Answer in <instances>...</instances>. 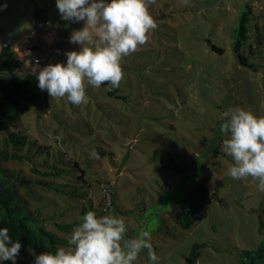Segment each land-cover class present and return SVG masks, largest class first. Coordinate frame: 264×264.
<instances>
[{"label": "rangeland", "instance_id": "obj_1", "mask_svg": "<svg viewBox=\"0 0 264 264\" xmlns=\"http://www.w3.org/2000/svg\"><path fill=\"white\" fill-rule=\"evenodd\" d=\"M7 4L0 10V49L9 43L27 60L26 48L36 46L49 54L41 66L65 62L66 51L79 49L68 38L83 22L61 19L55 0ZM247 6L254 15L252 31L258 24L264 34V0H156L148 7L157 27L144 45L122 58L118 89L85 82L87 101L80 105L67 97L51 98L45 90L46 102L17 125L36 144L19 152L24 159L6 165L25 178L42 180H50L41 172L50 171L54 161L72 169L53 181L64 191L71 189L69 183L77 184L84 198L30 184L36 191L30 203L46 227L69 239L87 211L115 214L124 218L128 238L150 233L160 264L193 259L194 264H237L241 250L255 247L264 237V192L251 177L228 175L233 161L220 147L229 107L264 116V48L250 58L257 70L240 65L232 49L231 34ZM41 10H47V25L37 31ZM31 67L26 63L24 71ZM92 150L98 157L90 155ZM200 184L215 196L206 200L202 217L184 229L172 217V207ZM75 221L68 231L56 227V222ZM45 251L21 247L16 264H34L33 253ZM135 264H148L146 250Z\"/></svg>", "mask_w": 264, "mask_h": 264}, {"label": "clouds", "instance_id": "obj_2", "mask_svg": "<svg viewBox=\"0 0 264 264\" xmlns=\"http://www.w3.org/2000/svg\"><path fill=\"white\" fill-rule=\"evenodd\" d=\"M65 21L83 22L73 29L69 43L78 50L64 53L65 62L41 66L37 59L31 67L37 86L51 98L67 97L74 105L87 101L86 86L118 89L124 72L122 58L135 52L157 27L148 5L156 0H55ZM8 7L7 0L0 10ZM221 151L233 163L227 169L236 180L251 177L264 192V116H257L241 106L223 113ZM92 157H98L95 150ZM123 217L98 216L87 211L73 228L68 246H59L34 254V264H135L141 250H146L148 264H160L148 231L128 238ZM22 245L12 239L8 227H0V264H16Z\"/></svg>", "mask_w": 264, "mask_h": 264}, {"label": "trees", "instance_id": "obj_3", "mask_svg": "<svg viewBox=\"0 0 264 264\" xmlns=\"http://www.w3.org/2000/svg\"><path fill=\"white\" fill-rule=\"evenodd\" d=\"M252 17L254 15L250 6L241 10L238 23L231 34L232 49L240 65L257 70L258 66L252 63L250 58L262 53L264 34L256 23L257 32L252 31ZM212 48L220 53L224 51L216 45H212ZM26 63V59L20 58L12 45L3 43L0 49V227H8L9 235L14 240L18 239L22 247L49 251L55 250L60 244H68V239L60 237L57 232L46 227V221L40 217L39 209L30 203V199L36 197V191L30 184L63 192L73 198H84L85 193L79 192L80 186L75 183H69L72 187L66 191L59 183H54V177H61L72 170L58 166L56 161L51 165L48 162L43 163L49 164L51 169L42 171L41 174L50 177V180L25 178L6 165L8 162L24 159L26 155L19 152L26 146L36 144L30 140L29 134L24 133L17 125L26 112L47 100L46 92L38 88L36 77L31 70L24 71ZM8 124L13 127L5 129ZM72 167L80 166L74 163ZM81 170L84 171L82 168ZM85 182L88 184V181ZM211 196L215 194L210 192L205 184L197 186L195 191L173 205L171 214L175 222L184 229L192 227L202 217L205 202ZM108 200L109 204H113L115 195H108ZM87 208L86 205L83 206V213ZM76 223L56 222V227L61 231H68ZM194 262L193 259L186 264ZM237 264H264V237L253 249L241 250Z\"/></svg>", "mask_w": 264, "mask_h": 264}, {"label": "built area", "instance_id": "obj_4", "mask_svg": "<svg viewBox=\"0 0 264 264\" xmlns=\"http://www.w3.org/2000/svg\"><path fill=\"white\" fill-rule=\"evenodd\" d=\"M27 54H28V58L26 61L27 63L29 62L31 66L35 63L37 59L39 60L41 65L43 61L49 58V54L47 52L42 53L38 49H33V47L29 49Z\"/></svg>", "mask_w": 264, "mask_h": 264}, {"label": "water", "instance_id": "obj_5", "mask_svg": "<svg viewBox=\"0 0 264 264\" xmlns=\"http://www.w3.org/2000/svg\"><path fill=\"white\" fill-rule=\"evenodd\" d=\"M36 24L35 29L37 31L43 30L47 25V19H48V13L47 10H41L36 13ZM33 49H38L37 47H34Z\"/></svg>", "mask_w": 264, "mask_h": 264}, {"label": "crops", "instance_id": "obj_6", "mask_svg": "<svg viewBox=\"0 0 264 264\" xmlns=\"http://www.w3.org/2000/svg\"><path fill=\"white\" fill-rule=\"evenodd\" d=\"M33 36H34V35H33ZM31 38H32V37H31ZM32 47L34 48V47H36V46H31V45H29L26 49L29 50V49H31ZM37 48H38V47H37ZM38 50H39V48H38ZM27 52H28V51H27Z\"/></svg>", "mask_w": 264, "mask_h": 264}]
</instances>
